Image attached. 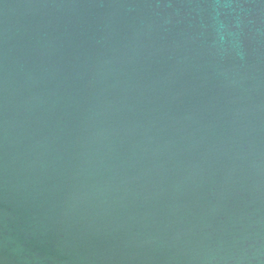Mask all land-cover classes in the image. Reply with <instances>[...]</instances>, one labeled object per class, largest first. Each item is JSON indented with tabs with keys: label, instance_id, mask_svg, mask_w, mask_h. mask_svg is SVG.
<instances>
[{
	"label": "water",
	"instance_id": "95a60500",
	"mask_svg": "<svg viewBox=\"0 0 264 264\" xmlns=\"http://www.w3.org/2000/svg\"><path fill=\"white\" fill-rule=\"evenodd\" d=\"M0 264H264V0H0Z\"/></svg>",
	"mask_w": 264,
	"mask_h": 264
}]
</instances>
